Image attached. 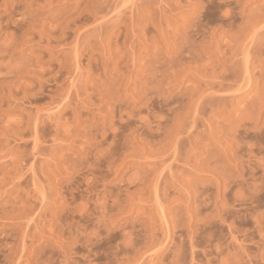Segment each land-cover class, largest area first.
Here are the masks:
<instances>
[{"label": "rangeland", "instance_id": "obj_1", "mask_svg": "<svg viewBox=\"0 0 264 264\" xmlns=\"http://www.w3.org/2000/svg\"><path fill=\"white\" fill-rule=\"evenodd\" d=\"M0 264H264V0H0Z\"/></svg>", "mask_w": 264, "mask_h": 264}]
</instances>
